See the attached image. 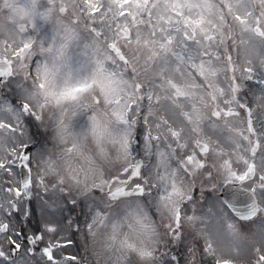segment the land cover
Wrapping results in <instances>:
<instances>
[{
  "label": "snow or ice",
  "instance_id": "snow-or-ice-1",
  "mask_svg": "<svg viewBox=\"0 0 264 264\" xmlns=\"http://www.w3.org/2000/svg\"><path fill=\"white\" fill-rule=\"evenodd\" d=\"M0 33V170L16 182L0 232L35 187L83 198L95 264H264V124L240 97L264 106V0H0ZM34 124L50 138L26 135ZM214 176L232 191L189 215L196 179ZM44 231H14L0 264H92Z\"/></svg>",
  "mask_w": 264,
  "mask_h": 264
},
{
  "label": "rangeland",
  "instance_id": "rangeland-1",
  "mask_svg": "<svg viewBox=\"0 0 264 264\" xmlns=\"http://www.w3.org/2000/svg\"><path fill=\"white\" fill-rule=\"evenodd\" d=\"M42 2L47 3V0H42ZM58 2V0H57ZM77 3H82V0H76ZM51 25L46 24L44 29L46 32H51ZM0 38H3V34L0 33ZM233 58L235 59V53H233ZM242 63V61L240 62ZM239 74V73H237ZM240 97L242 102L248 101L249 107L252 109V120L254 127L257 129L261 128V124H264V106H261L259 100H253L251 95L248 93L247 89H242L240 92ZM239 120H247V112H242ZM259 125H261L259 127ZM26 135H30L34 140L39 139L41 141L49 139V134L45 131L43 126L34 124L31 126L26 125ZM215 139V137H214ZM136 147L132 154V160L135 162L137 159L143 158V153L141 149L143 148V138L142 134L137 133V140L134 141ZM4 156L3 150H0V158ZM147 162V161H146ZM17 170H19V165H16ZM7 180L9 184L14 188L16 182L12 177H7L3 170H0V200L7 199L11 200L14 198V193L7 194L4 191V181ZM215 183L216 187L213 188L212 184ZM223 184V180L219 176H214L211 180L207 177H199L196 179L194 192V199L191 204L187 206V212L189 215L192 214L193 207L197 215H205L208 213L210 208L215 211L213 208L214 202L219 199L220 187ZM97 195H99L97 193ZM21 200V210L15 211L10 215L9 218V228L7 234L0 232V248L8 249L9 246V237L15 238V234L19 235V241L22 244L27 243V238L32 236L38 231H44L45 225L49 222H54L61 231L57 232L55 236H52L51 233L44 231V240H55L57 237L62 235L69 236L72 240L76 242L79 241L78 249L74 252L78 253L79 256L84 253L85 247V238L84 232L76 231L77 222L81 225V228H84L85 215L87 213V207L84 204L82 197H77L78 203L72 205L70 201H66L62 198L61 193L58 191L53 192L49 190L47 194L44 193L42 189L33 187L31 189L30 196H24L22 194L21 198H16ZM57 201L59 207L53 208L51 206V201ZM27 212V215H25ZM4 216L0 213V222L4 221ZM187 240H195L192 236V229L187 230ZM241 259L244 261L254 260L255 256L247 250L241 252ZM227 255V254H225ZM2 260V258H0ZM93 263L95 259L93 258Z\"/></svg>",
  "mask_w": 264,
  "mask_h": 264
},
{
  "label": "flooded vegetation",
  "instance_id": "flooded-vegetation-1",
  "mask_svg": "<svg viewBox=\"0 0 264 264\" xmlns=\"http://www.w3.org/2000/svg\"><path fill=\"white\" fill-rule=\"evenodd\" d=\"M24 241L25 240H21V242H24ZM45 241H47V240H45ZM76 249H78V244L77 243H74L71 246H65L62 250H58L57 251V255L60 256V257H63L67 253H75L74 250H76ZM174 250L180 256H183L184 251H185L183 244H177V245H175L174 246ZM21 251H24V249L22 248ZM75 254L79 255L77 252ZM81 255L82 256H88L89 257V260L93 261V257L92 256H89V253L88 252L86 254L85 253H82ZM202 264H206V263H204V261H202Z\"/></svg>",
  "mask_w": 264,
  "mask_h": 264
},
{
  "label": "water",
  "instance_id": "water-1",
  "mask_svg": "<svg viewBox=\"0 0 264 264\" xmlns=\"http://www.w3.org/2000/svg\"><path fill=\"white\" fill-rule=\"evenodd\" d=\"M231 191H232V188L229 185H225V187L222 190V196H227V194Z\"/></svg>",
  "mask_w": 264,
  "mask_h": 264
}]
</instances>
